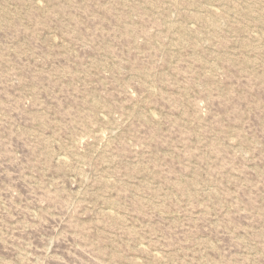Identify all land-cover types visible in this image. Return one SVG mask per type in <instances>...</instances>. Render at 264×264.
I'll list each match as a JSON object with an SVG mask.
<instances>
[{
	"label": "rangeland",
	"instance_id": "obj_1",
	"mask_svg": "<svg viewBox=\"0 0 264 264\" xmlns=\"http://www.w3.org/2000/svg\"><path fill=\"white\" fill-rule=\"evenodd\" d=\"M0 264H264V0H0Z\"/></svg>",
	"mask_w": 264,
	"mask_h": 264
}]
</instances>
